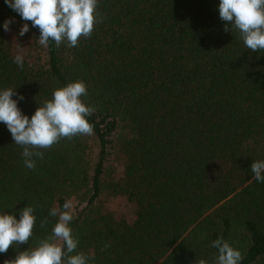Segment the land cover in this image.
<instances>
[{
  "label": "trees",
  "instance_id": "16d2710c",
  "mask_svg": "<svg viewBox=\"0 0 264 264\" xmlns=\"http://www.w3.org/2000/svg\"><path fill=\"white\" fill-rule=\"evenodd\" d=\"M219 3L98 0L102 21L89 38L45 47L39 29L0 0V90L23 95L12 98L30 119L55 88L82 80L81 99L96 109L86 117L92 135L41 149L34 169L0 122V213L19 219L20 209H35L19 251L51 233L52 207L76 199L83 207L69 227L89 264H214L218 238L241 252L240 264H264V182L250 169L264 160V50L245 47ZM24 23L29 31L19 36ZM110 155L121 176L106 167ZM103 193L122 197L131 218L103 207ZM16 254L10 246L0 264Z\"/></svg>",
  "mask_w": 264,
  "mask_h": 264
},
{
  "label": "clouds",
  "instance_id": "9594fccd",
  "mask_svg": "<svg viewBox=\"0 0 264 264\" xmlns=\"http://www.w3.org/2000/svg\"><path fill=\"white\" fill-rule=\"evenodd\" d=\"M5 4L22 20L31 21L32 27L39 29V43L45 47L50 39L57 47L65 41L69 47H76L79 38H89L94 24L102 21L96 11L98 0H5ZM218 11L222 21L239 30L247 49L264 50V0H220ZM12 23V19L5 20V32L10 31ZM28 31L29 25L24 23L19 36ZM225 31H228L227 27ZM14 62L23 70V55H15ZM14 95L18 100L24 99L15 89L0 90V122L7 126L14 143L23 149L24 165L28 169L36 167V158H43L41 149L51 148L62 138L93 134V125L86 117L96 109L86 106L81 99L87 95L82 80L55 88L52 99L44 101L30 119L19 109L17 100L12 98ZM250 169L253 179L264 182V160L254 161ZM34 211L27 205L19 210V219L14 214L0 213V253H6L10 246H17L15 258L5 259L4 264H89L91 257L76 251L79 241L69 227L74 219L71 199L65 201L62 209L52 207L49 210V215L57 218L51 233L34 247L19 251L18 246L28 243L33 234ZM47 223L45 218L41 228ZM211 246L218 249L214 264H240L243 259L241 252L223 238L212 241ZM195 264L207 262L200 259Z\"/></svg>",
  "mask_w": 264,
  "mask_h": 264
},
{
  "label": "rangeland",
  "instance_id": "374dc122",
  "mask_svg": "<svg viewBox=\"0 0 264 264\" xmlns=\"http://www.w3.org/2000/svg\"><path fill=\"white\" fill-rule=\"evenodd\" d=\"M88 140L90 145V149L88 150V160L90 161L91 167H94L98 159V142L93 136L89 137ZM107 160L106 167L112 169L113 173L115 172L116 177L121 176L123 167L121 162L118 161L119 159L115 157V155H110ZM71 200L73 202V211L75 216L83 205L79 204L76 199ZM100 204L119 216H127V218L130 219L133 214V209L122 197H113L109 196L107 193H103V195H101Z\"/></svg>",
  "mask_w": 264,
  "mask_h": 264
}]
</instances>
